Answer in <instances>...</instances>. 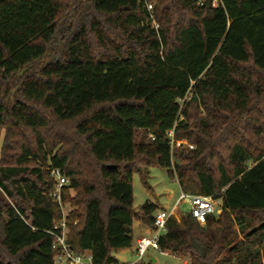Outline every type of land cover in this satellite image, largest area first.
Wrapping results in <instances>:
<instances>
[{
    "label": "trees",
    "instance_id": "obj_1",
    "mask_svg": "<svg viewBox=\"0 0 264 264\" xmlns=\"http://www.w3.org/2000/svg\"><path fill=\"white\" fill-rule=\"evenodd\" d=\"M198 1L0 0V264H54L53 168L69 244L120 264L154 227L155 203L134 209L151 167L221 200L204 224L172 215L163 251L264 264V0Z\"/></svg>",
    "mask_w": 264,
    "mask_h": 264
},
{
    "label": "built area",
    "instance_id": "obj_2",
    "mask_svg": "<svg viewBox=\"0 0 264 264\" xmlns=\"http://www.w3.org/2000/svg\"><path fill=\"white\" fill-rule=\"evenodd\" d=\"M208 0H199L198 4L202 5ZM213 7L222 5V0H209ZM148 8L152 9V4H148ZM155 28L159 25L154 21ZM170 145L172 150L178 146H187L190 149L194 148L193 144L188 143L186 140H176L174 132H169ZM152 138H154L152 136ZM51 176L55 179V187L53 191L54 197L58 200L59 205L63 210V218L57 223L49 233L54 237V248L59 250L54 258V264H93V257L91 252L78 253L67 240L68 227L66 223V208L62 204L61 193L62 188L69 184V179L62 173L59 168L51 169ZM181 201H187L191 205V212L193 216L201 223L206 222L209 214H219L222 212L221 205L216 204V199L212 196L192 195L182 192L176 202L174 209L167 211L165 209H158L154 214V227L149 236L141 237L135 244V253L137 260L123 264H143L145 257L150 248L161 252L162 254H170L168 251H163L159 245L160 237L167 232V221L174 214L175 208Z\"/></svg>",
    "mask_w": 264,
    "mask_h": 264
},
{
    "label": "rangeland",
    "instance_id": "obj_3",
    "mask_svg": "<svg viewBox=\"0 0 264 264\" xmlns=\"http://www.w3.org/2000/svg\"><path fill=\"white\" fill-rule=\"evenodd\" d=\"M4 133V130H2L0 135V149L3 142ZM143 177H145L147 185L144 184L142 179ZM133 185L135 211H138L147 201L155 203L160 209L162 208L167 211H171L174 209L176 202L182 193L177 179L169 176L167 168L161 167H151L148 170L142 169L136 171L134 174ZM72 193L74 192L72 191ZM216 204L221 205V200H216ZM190 210V203L187 201H181L177 204L173 217L181 220L183 215ZM135 224L138 225V221L134 223V226ZM134 234L136 237L137 233L135 231ZM243 238L244 235H239L238 239L241 240ZM115 253L121 263L137 260V255L132 250V248L117 250ZM149 253H153L156 256L158 260L156 264H189V262H185V260L180 257L174 256L172 254H162L161 252L152 248L149 249ZM143 264H149V258L147 256L145 257Z\"/></svg>",
    "mask_w": 264,
    "mask_h": 264
},
{
    "label": "crops",
    "instance_id": "obj_4",
    "mask_svg": "<svg viewBox=\"0 0 264 264\" xmlns=\"http://www.w3.org/2000/svg\"><path fill=\"white\" fill-rule=\"evenodd\" d=\"M158 209H160V208L158 207ZM134 229H135L134 231L137 233V235L135 237V243H134V245L132 247H129V248H132V250L135 252V244H136L137 240L139 238H141V237L149 236L151 234L152 228L147 227V226H145V225H143V224L138 222V225L135 224ZM115 256L117 257L116 253H115ZM147 257L149 258V261H152L154 264H156L158 262L156 256L153 253H149V251H148ZM117 259L119 260L118 257H117ZM119 263L123 264L120 261H119Z\"/></svg>",
    "mask_w": 264,
    "mask_h": 264
}]
</instances>
